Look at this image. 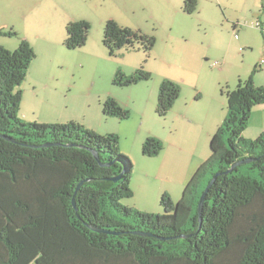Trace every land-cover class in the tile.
<instances>
[{
  "label": "trees",
  "instance_id": "16d2710c",
  "mask_svg": "<svg viewBox=\"0 0 264 264\" xmlns=\"http://www.w3.org/2000/svg\"><path fill=\"white\" fill-rule=\"evenodd\" d=\"M195 4L184 0V11L190 14ZM89 28L85 21L68 23L63 46L83 47ZM102 44L111 57L136 44L148 55L154 39L108 20ZM35 58L22 39L12 52L0 47V264H264V131L254 140L243 137L252 109L264 105V86L249 80L228 94L227 115L211 137L210 156L180 200L174 203L164 194V213L152 215L120 204L133 196L128 187L132 163L118 154L115 135L19 118L20 86ZM147 78L140 69L125 79L115 75L113 84L129 86ZM178 96V87L164 80L156 114L165 116ZM103 114L128 117L110 98ZM162 148L148 137L141 154L154 157ZM213 177L199 215L200 197Z\"/></svg>",
  "mask_w": 264,
  "mask_h": 264
},
{
  "label": "rangeland",
  "instance_id": "374dc122",
  "mask_svg": "<svg viewBox=\"0 0 264 264\" xmlns=\"http://www.w3.org/2000/svg\"><path fill=\"white\" fill-rule=\"evenodd\" d=\"M89 2L70 0L68 5L66 0H51L49 9H43L37 8L39 0H18L20 13L14 4L0 7V32L17 34L0 35V47L11 52L22 38L18 32L23 28L16 23L20 15L56 38L66 19L59 3H66L67 13L72 10L78 17L90 10L89 21L76 20L90 27L83 47L63 46V54L57 52L51 59L46 53L43 62L36 58L31 62L30 76L20 86L18 116L39 125L74 123L99 136L115 135L118 154L132 163L128 187L133 196L120 204L162 215V196L179 201L190 178L210 156L211 137L227 115L228 94L249 80L255 87L264 86V34L252 26L258 17L264 20V0H195L190 14L184 11V0H91V6ZM108 20L153 38L150 53L136 44L109 56L102 44ZM140 69L147 80L122 87L113 84L115 75L125 79ZM164 80L178 87L179 96L160 117L156 104ZM108 98L128 113L126 119L103 114ZM262 106L264 115V105L258 107ZM257 117L255 113L249 120L245 139L254 140L248 137L258 134ZM148 137L162 144L157 156L141 154Z\"/></svg>",
  "mask_w": 264,
  "mask_h": 264
},
{
  "label": "crops",
  "instance_id": "0c3cea01",
  "mask_svg": "<svg viewBox=\"0 0 264 264\" xmlns=\"http://www.w3.org/2000/svg\"><path fill=\"white\" fill-rule=\"evenodd\" d=\"M49 2H51V0H39V3L38 4L36 3L37 8L43 7V9H45V8L49 9ZM66 2L69 5L70 0H66ZM5 3L14 4L17 7L18 12L20 13V7L18 5V0H0V7H2ZM59 4H61L60 7L63 9L62 11L65 13L66 19L64 20L63 23H61L60 29L56 33L57 34L55 36L56 38L51 37L48 32L47 33L45 32V30L39 31L38 30V25H39L38 23H33L35 25H31L30 19L24 14L20 15L19 18H17V20H16V23L20 27L23 28V30H20V32H18L22 37L21 39L27 41L28 43H30V45H32V48L34 49L35 54H36V59L39 60L40 62H43L45 60L44 54H46V53L49 55L50 58L52 56H55L57 52H60L61 54H63V51L61 48H64L63 47V41L65 38H64V36H62V30H64V26H66V24H68L69 22H75L78 19H83V20L89 21L88 13L90 12V10L87 13V15L78 17V15H75L72 10L70 13H67L68 11L65 9L66 3H59ZM89 6H91V0L89 2ZM261 7L263 9L264 2L261 4ZM258 19H261V17H258L256 20H258ZM11 21L14 22L15 20H11ZM27 21H28V24H27ZM234 28H235V26H234ZM42 36H43V38H41ZM47 37H49V38H47ZM37 39H41V41H43L44 43L43 44H37V43L35 44V40H37ZM30 73H31V71L27 74V77L30 76ZM259 108L260 107H258L256 110V107H254L252 109V112H251L250 120H252L253 114L256 113L258 115V117L256 119V120H258V127L256 128L258 134L254 137H248L251 139H253V138L256 139L264 131V115L261 114V111L263 110V106L261 107L262 108L261 110H259Z\"/></svg>",
  "mask_w": 264,
  "mask_h": 264
},
{
  "label": "water",
  "instance_id": "95a60500",
  "mask_svg": "<svg viewBox=\"0 0 264 264\" xmlns=\"http://www.w3.org/2000/svg\"><path fill=\"white\" fill-rule=\"evenodd\" d=\"M47 146L49 147L50 145H46L45 147H47ZM91 153H92V155L94 156V159L99 163L100 166H106L105 164H102V163L99 162V158H98V155H97L96 152L91 151ZM247 162H249V160H247V161H243V162H241V163H247ZM239 164H240V163H238L237 165H239ZM107 166H108V165H107ZM120 179H121V175H118L117 177L112 178V181H113L114 183H116V182L119 181ZM214 180H215V177H213V179H212V180L210 181V183L207 185L205 191L203 192V194H202L201 197H200V201H199V204H198V214H199V215H200V213H201V209H202V204H203L204 196H205V194L207 193L209 187H210V186L212 185V183L214 182ZM81 184H82V183H80V184L76 187V190H75V193H74V196H73V199H72V206H73V208H75L74 197H75L76 192L79 190ZM90 229H91L92 231H94V232H97V233H108V232H105V231H102V230H100V229L93 228V227H90ZM135 234L146 236L145 234H143V233H139V232H137V233H135Z\"/></svg>",
  "mask_w": 264,
  "mask_h": 264
},
{
  "label": "built area",
  "instance_id": "2783aa9c",
  "mask_svg": "<svg viewBox=\"0 0 264 264\" xmlns=\"http://www.w3.org/2000/svg\"><path fill=\"white\" fill-rule=\"evenodd\" d=\"M263 18H264V7H263V14H262ZM253 27L257 28L260 32H262L264 34V20L262 19H258L256 20L253 24ZM261 64H264V59L261 62ZM214 66H217V63L214 64Z\"/></svg>",
  "mask_w": 264,
  "mask_h": 264
}]
</instances>
